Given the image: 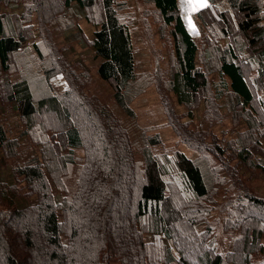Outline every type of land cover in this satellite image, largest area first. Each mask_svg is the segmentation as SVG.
<instances>
[{
    "label": "trees",
    "instance_id": "trees-1",
    "mask_svg": "<svg viewBox=\"0 0 264 264\" xmlns=\"http://www.w3.org/2000/svg\"><path fill=\"white\" fill-rule=\"evenodd\" d=\"M148 1L171 28L167 77L155 70L138 78L119 0H0V105H11L21 130L10 136L0 123V264H191L188 252L196 264H264V197L233 182L239 172L264 173V0H207L195 13L201 48L177 0ZM73 6L96 23L87 45L98 78L113 86V106L86 93V75L67 66L62 91L52 65L34 87L11 77L23 44ZM39 42L31 47L42 57ZM209 72H218L216 89ZM152 82L190 118L221 99L232 136L201 150L205 134L185 131L180 138L195 157L154 152L160 137L140 130L130 107ZM219 231L232 232L226 248L216 245Z\"/></svg>",
    "mask_w": 264,
    "mask_h": 264
},
{
    "label": "rangeland",
    "instance_id": "rangeland-1",
    "mask_svg": "<svg viewBox=\"0 0 264 264\" xmlns=\"http://www.w3.org/2000/svg\"><path fill=\"white\" fill-rule=\"evenodd\" d=\"M180 14L184 20L189 33L197 39L201 48L202 31L195 20V13L208 5L207 0H177ZM123 10L121 14L124 21L131 28V38L133 42L136 71L140 79L148 74H155V70L161 71L163 77H167L169 64L172 62L173 39L170 34V27L162 25L161 19L157 15L153 4L148 0H119ZM99 4V3H98ZM5 9H0V13ZM63 20H57L56 23L48 26L47 31H43L41 39L37 34L32 39L27 40L21 50L15 54L16 61L13 63L11 73L12 78L20 75L27 78L32 87L40 84L43 77L42 71L54 67V77L51 76V82L55 91H62L66 86L64 67L74 70L76 75L83 74L86 77L83 80L82 88L88 94H94L106 104L112 105V84L100 80L96 74V66L99 61L95 58L89 46L92 32L96 29V23L85 19L84 14L73 6L64 16ZM36 17L33 16L32 23L36 25ZM33 26V25H32ZM208 30V29H207ZM36 30H34L35 32ZM204 33V32H203ZM206 34V33H204ZM41 40V42H39ZM32 41H38L42 50V57H38L31 47ZM60 58V67H56L53 61ZM62 61V62H61ZM202 67V64L199 63ZM149 78H151L149 76ZM208 80L210 88H217L219 81L218 72H209ZM152 82L145 87V90L135 95L131 101L130 107L135 112L136 122L140 130L146 131L148 135H158L161 144L157 146L154 152L170 154L172 151H181L189 157H195V154L182 142L180 136L185 131L192 135L200 136L205 134L196 143L201 145L204 150V144H209L214 138H224L232 136L233 126L229 118L225 116L226 110L221 107L222 100H214V103H203L192 110V118L187 116L188 108L179 104L175 96L162 85ZM213 94V92H212ZM3 99V97H1ZM4 103V101H3ZM116 111V109H114ZM186 114V115H185ZM205 116V117H204ZM50 115L49 119H52ZM17 114L12 110L10 104L0 105V123H2L10 136H18L20 125ZM241 128V126L236 127ZM203 140V141H202ZM29 151H36V147L28 145ZM75 165L66 178L68 190L71 192L76 176V166L83 161V151H74ZM216 164V162H214ZM239 170V169H238ZM235 175V174H234ZM234 186L239 190H249L253 194L264 197V173L259 171H248L246 173H236L234 176ZM217 238V247L226 248L232 237V232L219 231ZM224 250V249H223ZM188 259L191 264H196L192 259L194 253L188 252Z\"/></svg>",
    "mask_w": 264,
    "mask_h": 264
}]
</instances>
